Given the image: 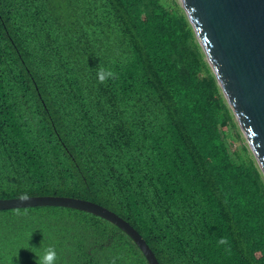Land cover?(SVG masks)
<instances>
[{
    "label": "trees",
    "instance_id": "trees-1",
    "mask_svg": "<svg viewBox=\"0 0 264 264\" xmlns=\"http://www.w3.org/2000/svg\"><path fill=\"white\" fill-rule=\"evenodd\" d=\"M232 113L178 0H0V199L97 203L160 264H264V175ZM35 209L55 264H148L95 215L0 213Z\"/></svg>",
    "mask_w": 264,
    "mask_h": 264
},
{
    "label": "water",
    "instance_id": "water-1",
    "mask_svg": "<svg viewBox=\"0 0 264 264\" xmlns=\"http://www.w3.org/2000/svg\"><path fill=\"white\" fill-rule=\"evenodd\" d=\"M264 175V0H178ZM59 207L95 215L125 232L148 264H160L142 235L88 200L39 196L0 199V211Z\"/></svg>",
    "mask_w": 264,
    "mask_h": 264
},
{
    "label": "rangeland",
    "instance_id": "rangeland-1",
    "mask_svg": "<svg viewBox=\"0 0 264 264\" xmlns=\"http://www.w3.org/2000/svg\"><path fill=\"white\" fill-rule=\"evenodd\" d=\"M50 212L49 209H35L13 211L10 214L0 213V229L2 222H7V225L10 223L18 236L14 235L9 227L1 231L0 250L12 251L14 262L31 260L34 264H37V255H43L48 247H54L58 254L56 238L48 237L49 232L46 231Z\"/></svg>",
    "mask_w": 264,
    "mask_h": 264
},
{
    "label": "clouds",
    "instance_id": "clouds-1",
    "mask_svg": "<svg viewBox=\"0 0 264 264\" xmlns=\"http://www.w3.org/2000/svg\"><path fill=\"white\" fill-rule=\"evenodd\" d=\"M115 73L111 70H106L102 66L99 67V71L97 72V78L100 83H105L107 79L114 78ZM19 199L21 201L29 200V196L25 194H21ZM220 244H226L227 240L224 238H220L218 241ZM37 255V254H36ZM38 260L37 264H55L57 259V252L54 247H48L44 250L43 255H37Z\"/></svg>",
    "mask_w": 264,
    "mask_h": 264
}]
</instances>
